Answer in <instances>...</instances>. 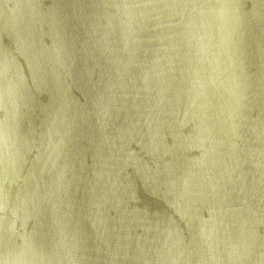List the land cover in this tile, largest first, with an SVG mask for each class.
<instances>
[{
    "label": "water",
    "instance_id": "obj_1",
    "mask_svg": "<svg viewBox=\"0 0 264 264\" xmlns=\"http://www.w3.org/2000/svg\"><path fill=\"white\" fill-rule=\"evenodd\" d=\"M0 264H264V0H0Z\"/></svg>",
    "mask_w": 264,
    "mask_h": 264
}]
</instances>
